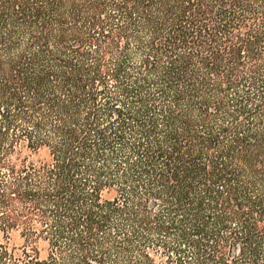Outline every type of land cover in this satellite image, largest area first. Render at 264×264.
Segmentation results:
<instances>
[{"label": "trees", "instance_id": "16d2710c", "mask_svg": "<svg viewBox=\"0 0 264 264\" xmlns=\"http://www.w3.org/2000/svg\"><path fill=\"white\" fill-rule=\"evenodd\" d=\"M0 264H264V0H0Z\"/></svg>", "mask_w": 264, "mask_h": 264}]
</instances>
